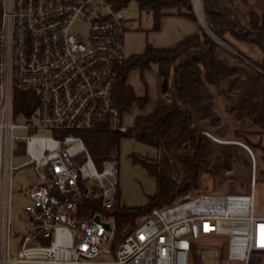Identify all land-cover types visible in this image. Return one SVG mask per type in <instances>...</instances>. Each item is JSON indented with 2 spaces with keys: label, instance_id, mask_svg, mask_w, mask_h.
Returning a JSON list of instances; mask_svg holds the SVG:
<instances>
[{
  "label": "built area",
  "instance_id": "1",
  "mask_svg": "<svg viewBox=\"0 0 264 264\" xmlns=\"http://www.w3.org/2000/svg\"><path fill=\"white\" fill-rule=\"evenodd\" d=\"M120 1L0 0V264H194L193 245L198 264H248L253 251L264 252L249 151L248 193L211 190L154 208L112 249L118 153L99 170L80 132H127L114 98L117 66L126 59ZM19 93L35 103L15 115ZM16 157L28 160L15 165ZM25 166L36 181L13 256L12 178ZM208 236L222 237L211 255L197 244Z\"/></svg>",
  "mask_w": 264,
  "mask_h": 264
},
{
  "label": "trees",
  "instance_id": "2",
  "mask_svg": "<svg viewBox=\"0 0 264 264\" xmlns=\"http://www.w3.org/2000/svg\"><path fill=\"white\" fill-rule=\"evenodd\" d=\"M129 1L131 0H121L119 6L125 8ZM133 1L140 13H146L151 17L153 31L159 29L162 17L171 10H176L179 15L197 22L191 11L189 0ZM203 9L206 18L211 21V30L217 38L226 42L224 34L228 32L236 40L257 46L264 54V12L261 14L250 12L249 25L246 27L241 25L230 6L225 7L218 0H203ZM220 48L221 46L201 27L170 47L158 48L146 44L141 53L126 57L117 66V84L114 90L117 106L125 112L135 99L133 90L127 85L129 73L133 70H149L155 65L161 88L172 80V87L179 102L194 110L199 120L223 122V117L217 113V98L220 97L226 116L229 118L225 124L241 123L247 127L260 126V129L264 131V73L252 68L253 74L246 79L242 78V74L235 67L224 64L217 58V51ZM256 66L264 71V62ZM34 103V97L31 94H17L14 102L15 115L28 113ZM180 120L184 123L185 134L157 164H161L164 169L171 168L172 165L175 168L176 164L183 163L179 158L180 154H183L188 157L186 167L178 170L177 182L173 186L154 196L144 207L120 206V192L117 184L115 204L112 209L116 226L113 250L125 232L135 228L152 209L172 205L193 196L198 191L202 180L200 155L203 137L197 131L190 129L192 124L190 110L183 111L180 114ZM80 135L99 170L106 161L110 160L111 151H118L120 140L124 136L109 130L83 131ZM234 140L244 142L237 138ZM251 150L253 152L252 147ZM203 161L204 173H216L214 153L209 145L204 147ZM207 180L205 177L203 182L205 187H207ZM91 208L99 209V206L95 204ZM190 254L193 263L198 264L199 259L195 254L194 245ZM248 264H264V252L253 251Z\"/></svg>",
  "mask_w": 264,
  "mask_h": 264
},
{
  "label": "rangeland",
  "instance_id": "3",
  "mask_svg": "<svg viewBox=\"0 0 264 264\" xmlns=\"http://www.w3.org/2000/svg\"><path fill=\"white\" fill-rule=\"evenodd\" d=\"M191 11L197 17L193 10L191 0ZM219 3L225 7H231L236 14L241 25L248 27L249 14L255 12L261 14L264 12V0H218ZM203 6V0H202ZM204 12V9H203ZM126 18V33L123 36V52L125 57H129L132 54H139L143 51L146 44H150L154 47L163 48L170 47V42L176 38H180L181 35L172 39L171 28L172 23L168 18L161 19L160 26L157 31L152 30L151 17L146 13H140L135 1L128 2L124 9ZM204 17L205 13H204ZM198 17L196 18V20ZM200 22L197 20L196 24L201 27ZM202 28V27H201ZM205 28V27H204ZM203 29V28H202ZM229 34L226 32L225 35ZM230 35V34H229ZM231 36V35H230ZM231 38H233L231 36ZM221 47H226L225 41L220 38H216ZM234 39V38H233ZM226 40V38H225ZM226 42L230 44L227 40ZM246 47L245 52L248 54L253 62L259 63L264 55L257 48V46L248 43H242ZM218 56L224 61L235 63L243 76L252 73V68L243 64L242 62L235 60L231 56H226L222 50H218ZM264 73V71H262ZM159 81L160 78L158 77ZM128 82L141 97L146 96V92L153 95L154 89L157 86V68L153 65L150 70H133L128 75ZM218 113V112H217ZM219 114V113H218ZM125 115V114H124ZM123 115V122L127 126V121ZM220 115V114H219ZM15 122L18 124L26 123V120L17 117ZM209 125L214 133L223 137H233L244 142L234 144L232 142L216 143L209 141L207 136L203 137V144L201 149V158L203 155V149L206 145L211 146L214 153V168L216 173H204L207 177V184L214 179L217 181V185L214 186L215 191L219 194L227 193H240L246 194L250 191V182H252V157L256 164V174L253 178L254 183V199H253V213L257 216H264V131L260 129V126L247 127L241 125V123L225 124L224 122L210 120ZM254 133V134H252ZM16 134L19 136L27 135V131L18 130ZM40 135H49L47 131H40ZM234 140V139H233ZM241 142V143H240ZM243 143V144H242ZM245 144V145H244ZM241 145V146H240ZM253 152H251V147ZM250 151L252 157L247 152ZM138 145L128 139H121L118 149V187L120 192V206L127 208H139L146 206L150 200L173 186L177 182L178 170H182L186 167L187 156L180 154L182 164L173 165L171 168L164 169L161 164L144 165L141 162H133V154L137 152H143ZM28 159L25 157H16L14 159L15 165L25 164ZM202 161V160H201ZM207 167V165H205ZM210 174V175H209ZM156 180V181H155ZM36 181V171L32 166H25L19 169L12 178L13 192L11 194V229L13 234L12 239V251L13 256L16 251V247L24 234V226L21 224L25 220L24 211L30 204V198L28 195V189ZM157 184V188L155 185ZM202 192V191H200ZM199 191L196 194L200 193ZM206 192V191H205ZM195 195V194H194ZM193 195V196H194ZM161 208V207H157ZM222 242L221 236H208L197 240V244L208 247L205 250L206 255H211L212 250L210 247H215ZM230 264H238L237 262H231Z\"/></svg>",
  "mask_w": 264,
  "mask_h": 264
},
{
  "label": "crops",
  "instance_id": "4",
  "mask_svg": "<svg viewBox=\"0 0 264 264\" xmlns=\"http://www.w3.org/2000/svg\"><path fill=\"white\" fill-rule=\"evenodd\" d=\"M164 18L170 19L173 25L171 28V38L174 39L178 37V35H181L180 38H176L177 40H172L169 45L177 43L182 38L198 31L199 29V26L196 24V22L179 15L176 10L167 11L166 15H164L162 19ZM225 38L230 44L225 42L227 46L221 47L219 50H222L226 56H231L235 60H238L253 69H257L256 64L264 62V58H262L259 63H255L249 56H247L248 54H246L244 50L246 47H244L245 45H242V43L245 42L233 39L229 34H226ZM217 58L224 64L235 67L241 73L235 63H230L226 60L224 61L218 56V53ZM250 75L251 73L246 76L242 75V78L246 79ZM158 77L159 75L157 70V86L154 89L153 95H150V93L148 94V92H146L145 97H141L136 92H134L127 78V85L133 90L135 99L129 109L124 112V117L127 121V132L121 139L131 140L144 150L141 153L137 152L136 154L132 155L134 160L133 162L137 161L144 165L148 164L150 166H155L159 161H161V159L163 160V156L176 145V143L186 132L184 123L180 120V114L187 109L190 110L192 116V124L190 129L197 131L202 136H207L210 142H232L239 145V142L233 140V137H223L214 133L210 128L209 120H199L196 117L194 110L183 106L179 102L172 87V80H170L164 88H161V83ZM217 111L223 117V122L227 123L229 118L226 116L222 99L220 97L217 98ZM245 149H247V147ZM201 160L202 180L198 191H211L215 189L214 186L217 185V181L214 178L209 181L207 187L203 185V182L205 181L203 155ZM155 187L157 188V184Z\"/></svg>",
  "mask_w": 264,
  "mask_h": 264
},
{
  "label": "bare ground",
  "instance_id": "5",
  "mask_svg": "<svg viewBox=\"0 0 264 264\" xmlns=\"http://www.w3.org/2000/svg\"><path fill=\"white\" fill-rule=\"evenodd\" d=\"M191 4H192V7H193V10L195 11V13H196V15L198 17V21L200 22L201 26L207 28L206 27V20H205L204 12H203L202 0H191ZM246 150H247V152L249 151L248 149H246ZM251 183L252 182L249 183L250 186H251Z\"/></svg>",
  "mask_w": 264,
  "mask_h": 264
},
{
  "label": "water",
  "instance_id": "6",
  "mask_svg": "<svg viewBox=\"0 0 264 264\" xmlns=\"http://www.w3.org/2000/svg\"><path fill=\"white\" fill-rule=\"evenodd\" d=\"M197 18V17H196ZM198 20V19H197ZM205 20H206V27L207 28H204L203 26H201L202 28H203V30L213 39V40H215L216 42H219L217 39H216V37L217 36H215L214 35V33L212 32V30H211V27H212V24H211V21H210V19L209 18H205ZM220 43V42H219Z\"/></svg>",
  "mask_w": 264,
  "mask_h": 264
}]
</instances>
